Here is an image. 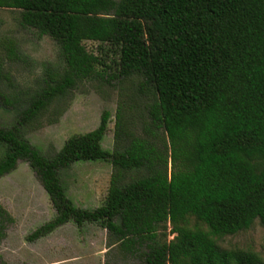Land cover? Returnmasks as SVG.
<instances>
[{"label":"trees","instance_id":"obj_1","mask_svg":"<svg viewBox=\"0 0 264 264\" xmlns=\"http://www.w3.org/2000/svg\"><path fill=\"white\" fill-rule=\"evenodd\" d=\"M0 9L18 11L22 26L51 38L62 63L44 67L15 124L0 127V178L26 162L55 211L28 242L69 222L95 224L138 264H264L254 252L218 244L256 220L264 230V0H0ZM85 42L111 49L114 75ZM8 49L24 59L15 42ZM96 77L139 80L141 134L118 109L114 149L104 150L103 112L97 128L43 156L26 128ZM95 161L113 167L106 198L78 208L60 172ZM13 223L0 205V242Z\"/></svg>","mask_w":264,"mask_h":264},{"label":"rangeland","instance_id":"obj_2","mask_svg":"<svg viewBox=\"0 0 264 264\" xmlns=\"http://www.w3.org/2000/svg\"><path fill=\"white\" fill-rule=\"evenodd\" d=\"M12 42L24 59L14 60L9 56ZM84 45L99 55L113 75L116 73V56L108 46L94 42ZM61 64L58 47L51 38L22 26L18 11L0 9V127L15 124L17 111L39 89L44 67L58 68ZM138 82L135 77L110 81L96 77L79 82L26 128L25 138L49 158L69 137L97 128L101 114L107 112L109 123L102 148L112 151L118 109L127 110L130 130L137 135L146 121V98L137 91ZM112 173L113 167L108 162H77L61 171L60 177L67 197L76 207L95 209L104 203ZM139 176L137 172L129 174L128 180ZM0 205L14 219L0 242V263L138 264L136 259L122 254L117 244L111 245V236L95 224L78 228L69 222L46 237L28 242L26 238L50 221L55 211L35 173L24 161H18L13 172L0 178ZM218 244L224 249L254 252L264 263V230L258 220L249 229L220 239Z\"/></svg>","mask_w":264,"mask_h":264}]
</instances>
